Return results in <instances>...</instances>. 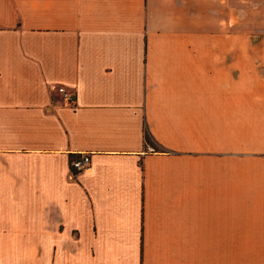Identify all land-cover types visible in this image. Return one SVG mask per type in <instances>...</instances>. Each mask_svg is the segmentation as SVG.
<instances>
[{
  "label": "crops",
  "instance_id": "crops-1",
  "mask_svg": "<svg viewBox=\"0 0 264 264\" xmlns=\"http://www.w3.org/2000/svg\"><path fill=\"white\" fill-rule=\"evenodd\" d=\"M231 21L0 0V264H264V63Z\"/></svg>",
  "mask_w": 264,
  "mask_h": 264
},
{
  "label": "rangeland",
  "instance_id": "rangeland-1",
  "mask_svg": "<svg viewBox=\"0 0 264 264\" xmlns=\"http://www.w3.org/2000/svg\"><path fill=\"white\" fill-rule=\"evenodd\" d=\"M231 30L232 45L249 47V60L264 63V0H232Z\"/></svg>",
  "mask_w": 264,
  "mask_h": 264
},
{
  "label": "built area",
  "instance_id": "built-area-1",
  "mask_svg": "<svg viewBox=\"0 0 264 264\" xmlns=\"http://www.w3.org/2000/svg\"><path fill=\"white\" fill-rule=\"evenodd\" d=\"M57 91L67 103H72L74 94L71 91L65 90L63 87H58ZM68 165L74 172L82 171L89 168L90 158L87 153H80L77 156L69 159Z\"/></svg>",
  "mask_w": 264,
  "mask_h": 264
}]
</instances>
